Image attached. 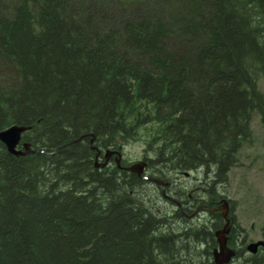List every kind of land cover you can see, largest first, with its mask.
Wrapping results in <instances>:
<instances>
[{
	"label": "trees",
	"instance_id": "trees-1",
	"mask_svg": "<svg viewBox=\"0 0 264 264\" xmlns=\"http://www.w3.org/2000/svg\"><path fill=\"white\" fill-rule=\"evenodd\" d=\"M262 81L264 0H0V131L31 126L18 148L36 150L0 141V264H214L209 209L264 127ZM93 136L141 144L150 180L95 167ZM201 168L209 218L185 229L168 172Z\"/></svg>",
	"mask_w": 264,
	"mask_h": 264
},
{
	"label": "rangeland",
	"instance_id": "rangeland-1",
	"mask_svg": "<svg viewBox=\"0 0 264 264\" xmlns=\"http://www.w3.org/2000/svg\"><path fill=\"white\" fill-rule=\"evenodd\" d=\"M259 85L264 92V81ZM251 129L252 137L242 146L238 154V162L230 169L227 181L224 184H217L216 187L222 199L228 200V212L234 217L233 227L238 228L240 233L238 234L245 241V246L250 242L264 241L262 235L264 227V127L257 115L252 120ZM122 152L126 163H133L147 157L144 147L138 142L125 145ZM111 160L114 161L113 158ZM111 160L108 166L113 164ZM100 162L102 161L98 160V163ZM154 172H160L159 168H154ZM168 175L170 177L168 179L171 180L170 184H172L170 190L175 191V195L180 196V193L186 192L193 197L202 195V198H205V181L208 178L204 175V168L191 171L188 175L181 171H170ZM147 188V191L155 193L158 206L164 205L168 210H171V207L173 209V206L161 196L160 190L154 184H148ZM202 207L205 206L202 205ZM207 218H209L208 214H202V222ZM250 255L246 251L241 258L235 257L231 264H242L243 260Z\"/></svg>",
	"mask_w": 264,
	"mask_h": 264
},
{
	"label": "water",
	"instance_id": "water-1",
	"mask_svg": "<svg viewBox=\"0 0 264 264\" xmlns=\"http://www.w3.org/2000/svg\"><path fill=\"white\" fill-rule=\"evenodd\" d=\"M30 129L31 126L18 125V124L11 125L8 128L0 131V141L6 146L9 153L16 156L25 155L29 152H34V150L33 151L30 150L29 144L26 142H24L22 145L23 149L18 148L22 138V134ZM90 142L91 143L93 142V138L91 139ZM92 149L97 151L96 154L100 153V150L97 147H92ZM114 151L115 150H109V149L105 150V152L103 153L105 160L96 167H105L109 163L110 161L109 157L112 154H114ZM120 158H121V154L115 158V162L118 167L122 168L125 171L136 173L139 177L148 179L147 177L142 176V173L144 172V169L147 166L146 161H137L128 166L121 167ZM96 159H97V155H96ZM151 180L157 185L160 184L163 188L167 184L158 179H151ZM209 210L212 211L219 210L221 212L222 217L225 220L224 225L220 229L214 232L217 242V247L213 249V262L214 264H229L232 258L235 256V251L227 246V239H228L227 235L229 234L231 228L230 218L228 217V211H229L228 201L224 199L222 201L221 207L220 206L212 207ZM263 245H264V241L259 240L257 242H251L248 244L247 250L251 253H256L258 248Z\"/></svg>",
	"mask_w": 264,
	"mask_h": 264
},
{
	"label": "flooded vegetation",
	"instance_id": "flooded-vegetation-1",
	"mask_svg": "<svg viewBox=\"0 0 264 264\" xmlns=\"http://www.w3.org/2000/svg\"><path fill=\"white\" fill-rule=\"evenodd\" d=\"M112 158L113 157H111L110 160ZM98 160L103 161L102 154H100ZM96 164L99 165V163H96ZM171 185L172 184L169 183L167 185V187H169V189H170ZM172 192L174 194H176L175 191H172ZM187 196H188L187 199H183V198L178 197L180 200L175 199V198H170L172 200V202L176 205L174 207L173 211L178 210L180 215H182V217H179V216H177V217H178V221L182 222V223H180V225L185 227V229L188 228L186 226H191L194 224H198V225L201 224L199 226V227H201L202 226V214H207L205 212V208L202 207V203L199 199L194 200V197L191 194H188ZM167 198H169V196ZM175 221L176 220H174L173 222H175ZM232 221L234 222L233 216H232ZM232 229H233V223H232L230 232L232 231ZM227 245H228V247H230L231 249L236 251V256L238 253L243 256V254L247 251L246 250L247 246H245V241H243L240 237H237V236L229 235L228 239H227ZM201 254H202V248H201ZM200 264H202V261Z\"/></svg>",
	"mask_w": 264,
	"mask_h": 264
},
{
	"label": "bare ground",
	"instance_id": "bare-ground-1",
	"mask_svg": "<svg viewBox=\"0 0 264 264\" xmlns=\"http://www.w3.org/2000/svg\"><path fill=\"white\" fill-rule=\"evenodd\" d=\"M80 138H83V137H80ZM80 138L78 139V140H80ZM94 139H95V136H93V142H94ZM78 140H75V141H73V142H77ZM91 141V140H90ZM89 141V143L91 144V149H92V147H96V146H94L93 145V142L91 143ZM21 142V141H20ZM20 144V143H19ZM98 148V147H97ZM99 149V148H98ZM30 150H32V149H30ZM94 152H95V156H94V160H95V167L96 166H98V164H96V163H98V159H99V156H100V154H102L101 153V150H100V153L99 154H96L97 153V151L96 150H94V149H92ZM107 150V149H106ZM109 150H113V149H109ZM33 151V150H32ZM34 152H36V150H34ZM34 152H29V153H34ZM121 154V158H120V165H121V167H124V166H128V165H123L122 164V161H123V152L121 151V150H115L114 151V154H112L110 157H109V160H110V158L111 157H113V160L115 161V158L118 156V155H120ZM96 155H97V159H96ZM102 157H103V161L105 160V157H104V154H102ZM102 161V162H103ZM137 161H143L142 159L141 160H137ZM101 162V163H102ZM101 163H99V165L101 164ZM116 163V162H115ZM117 165V164H116ZM118 167V166H117ZM97 168H102V167H97ZM120 168V167H119ZM122 169V168H121ZM123 170V169H122ZM125 171V170H124ZM147 180H150L149 178L147 179ZM152 181V180H151ZM170 199V198H169ZM171 200V199H170ZM172 201V200H171ZM228 246V245H227ZM230 248V247H229ZM231 249V248H230ZM233 250V249H232ZM235 251V250H234ZM235 254H236V251H235Z\"/></svg>",
	"mask_w": 264,
	"mask_h": 264
}]
</instances>
